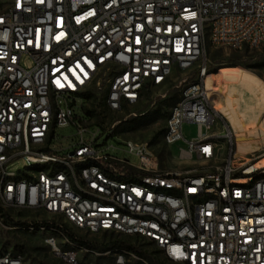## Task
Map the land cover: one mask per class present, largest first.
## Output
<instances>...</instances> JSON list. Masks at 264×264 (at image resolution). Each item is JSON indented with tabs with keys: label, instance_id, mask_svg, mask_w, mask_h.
I'll list each match as a JSON object with an SVG mask.
<instances>
[{
	"label": "built area",
	"instance_id": "built-area-1",
	"mask_svg": "<svg viewBox=\"0 0 264 264\" xmlns=\"http://www.w3.org/2000/svg\"><path fill=\"white\" fill-rule=\"evenodd\" d=\"M209 43L263 44L264 0L4 1L0 264H29L8 231L41 234L62 264H264V152L242 159L236 128L213 104ZM190 70L163 134L181 172L161 170L148 142L127 140L138 165L112 155L100 129L121 120L91 132L92 115L75 110L91 112L103 92L122 112ZM69 126L74 142L56 147ZM81 233L147 244L100 249Z\"/></svg>",
	"mask_w": 264,
	"mask_h": 264
},
{
	"label": "rangeland",
	"instance_id": "rangeland-1",
	"mask_svg": "<svg viewBox=\"0 0 264 264\" xmlns=\"http://www.w3.org/2000/svg\"><path fill=\"white\" fill-rule=\"evenodd\" d=\"M5 0H0V6ZM209 68L214 73L209 74L208 82L213 104L222 110L231 124L249 129L257 139L251 145L239 147L238 151L242 159L257 156L264 152V43L258 47L247 45L241 48L209 43L207 45ZM193 77V70L184 74L175 75L170 86L166 88H153L149 90L145 98L139 103L127 107L122 112L110 111L102 99L103 92H94L90 98V108L92 117L96 124H92L89 129L91 132L98 130L101 125L108 127L119 120H126L140 116L147 111L159 110L165 117L159 118L147 126L134 131H121L119 129L107 130L101 128L100 132L105 133L108 139L105 145L109 146L108 152L112 155L127 159L131 164L138 165L141 158L127 151L126 143L128 139L138 142H148L159 158V168L163 171L181 172L186 168L178 160L177 149L173 147L174 155L163 142L162 131L166 125V117L171 106L178 100L182 87ZM244 81L256 82L249 91ZM237 93V94H236ZM241 94V95H240ZM238 95L242 96L243 102L235 104L239 123L229 117L227 110L234 106ZM81 100H79L80 104ZM233 105V106H232ZM263 105V106H262ZM78 114L91 119V115L86 113L81 106L75 108ZM192 126L186 127L189 134L194 132ZM76 129L74 126L58 128L57 137L54 140L56 147H67L74 142L73 135ZM89 136V135H88ZM102 142L105 136L100 139ZM18 165L17 167H20ZM81 238L99 248L101 243L109 240L120 239L121 241L135 244L136 247L146 246V242L134 236L108 235V234H80ZM4 239L10 246L17 244L23 247L26 260L29 264H62L56 259L51 249L44 243L43 236L37 233L26 231H8L3 234ZM119 243H117V246Z\"/></svg>",
	"mask_w": 264,
	"mask_h": 264
},
{
	"label": "trees",
	"instance_id": "trees-1",
	"mask_svg": "<svg viewBox=\"0 0 264 264\" xmlns=\"http://www.w3.org/2000/svg\"><path fill=\"white\" fill-rule=\"evenodd\" d=\"M211 73H214V71L209 68L208 74H211ZM89 114L92 115V112H89ZM162 117H165V115L161 114L159 110L147 111L146 113H144L140 116H136L134 118L122 120L116 128L121 130V131H134V130H137V129L142 128L144 126H147L150 123H152V122H154L157 119L162 118ZM167 117H168V114H167ZM167 117H166V121H167ZM99 124H101V123H99ZM164 132H165V128L162 131V138H163ZM112 236H114V235H112ZM136 238L138 239V236H136ZM125 242L126 241H123V240L121 241L120 239L115 238L113 240L107 241L106 243L100 244L99 248L104 249L106 247H114L117 245V243H119V245H121V246H126ZM20 248L23 249V247H20ZM157 264H160V263L157 262Z\"/></svg>",
	"mask_w": 264,
	"mask_h": 264
},
{
	"label": "bare ground",
	"instance_id": "bare-ground-1",
	"mask_svg": "<svg viewBox=\"0 0 264 264\" xmlns=\"http://www.w3.org/2000/svg\"><path fill=\"white\" fill-rule=\"evenodd\" d=\"M208 77H209V74L207 76V88L209 91L210 98L212 99L210 89H209ZM244 83L247 86L246 88L248 91L251 88H254V90L256 91L257 88L255 89V87L253 86L256 82L244 81ZM240 95H238L235 102L233 103L234 106L232 105L233 107L227 110L229 117L234 121V123H239V118L236 115L237 111L235 109V104H237V103L239 104V103L243 102V100H241L242 96H240ZM219 110H221V109H219ZM221 112H222V110H221ZM235 128L237 130V138H238L240 147L245 146V145H251L257 139V136L253 132H251L249 129L245 130L240 125L236 126ZM238 153L240 154V151Z\"/></svg>",
	"mask_w": 264,
	"mask_h": 264
}]
</instances>
